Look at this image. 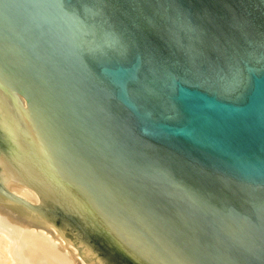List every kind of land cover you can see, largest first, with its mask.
<instances>
[{"label": "water", "instance_id": "water-1", "mask_svg": "<svg viewBox=\"0 0 264 264\" xmlns=\"http://www.w3.org/2000/svg\"><path fill=\"white\" fill-rule=\"evenodd\" d=\"M0 233L15 264H264V0H0Z\"/></svg>", "mask_w": 264, "mask_h": 264}, {"label": "rangeland", "instance_id": "rangeland-1", "mask_svg": "<svg viewBox=\"0 0 264 264\" xmlns=\"http://www.w3.org/2000/svg\"><path fill=\"white\" fill-rule=\"evenodd\" d=\"M20 188H23V190L20 191L15 186L12 189H10V193L15 194V196L23 199L29 204L40 205V198L33 189L27 187H20ZM10 248H11V240L4 233H0V264H15L10 253Z\"/></svg>", "mask_w": 264, "mask_h": 264}, {"label": "bare ground", "instance_id": "bare-ground-1", "mask_svg": "<svg viewBox=\"0 0 264 264\" xmlns=\"http://www.w3.org/2000/svg\"><path fill=\"white\" fill-rule=\"evenodd\" d=\"M17 188H18L20 191L23 190V188H20V187H17ZM26 193H27V192H26ZM13 195H15V194H13ZM27 195H28V194H27Z\"/></svg>", "mask_w": 264, "mask_h": 264}]
</instances>
